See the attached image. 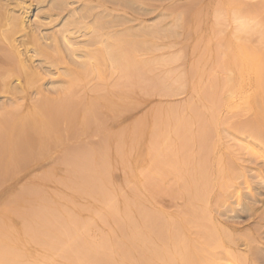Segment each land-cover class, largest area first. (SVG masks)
Here are the masks:
<instances>
[{
	"label": "bare ground",
	"instance_id": "1",
	"mask_svg": "<svg viewBox=\"0 0 264 264\" xmlns=\"http://www.w3.org/2000/svg\"><path fill=\"white\" fill-rule=\"evenodd\" d=\"M4 1L0 51L7 70H0V93L8 102L0 107V191L14 175L38 162L40 153L46 156L63 140L97 125L98 115L111 112L117 117L128 110L127 94L145 83L146 73L161 61L155 53L161 39L180 31L177 25L184 20L176 15L149 28L134 17L133 24L125 9L152 10L139 0H96V5L94 0H47L50 9L64 11L59 21L46 10L45 0H37L35 13L30 0ZM113 9L122 11L112 14ZM164 14L155 17L167 18ZM115 16L131 20L132 25L116 21ZM200 20L203 26L204 19ZM213 20L212 40L209 34L210 42L203 33L199 36L211 48L221 34L236 41L257 32L264 42V23L245 16L232 0L223 1ZM195 40L194 45L199 38ZM226 42L213 53L202 42L215 56L206 57V50L205 55L199 53L205 58L198 62L208 67L201 71L197 66L188 73L192 79L199 76L193 83L185 71L184 76L169 71L183 76H174L173 82L160 77L157 89L166 94L180 92L181 86L186 89L190 80L191 96L184 105L161 107L162 111L133 121L121 129L111 152L113 138L108 135L96 148L65 155L56 174L43 172L30 186L33 190L25 189L30 193L17 195L19 206L11 211V220L1 221L0 214V264H243L245 255L238 249L228 251L227 238L212 233L210 225L216 228L213 210L229 215L235 205L244 206L245 196L254 195L253 178L261 177L264 50H245L231 39ZM99 84L106 93L90 99L73 91L96 90ZM46 86L55 89L54 96L45 92ZM234 112L249 113L248 123L236 126L231 119ZM119 167L123 176L117 184L113 171ZM143 188L153 200L158 193L179 198L184 208L164 212L168 217L161 219L157 207L148 205L149 198L143 199ZM229 238L234 244L232 235Z\"/></svg>",
	"mask_w": 264,
	"mask_h": 264
},
{
	"label": "rangeland",
	"instance_id": "2",
	"mask_svg": "<svg viewBox=\"0 0 264 264\" xmlns=\"http://www.w3.org/2000/svg\"><path fill=\"white\" fill-rule=\"evenodd\" d=\"M2 1L5 2L4 0H2ZM30 1L32 2L33 6H34L32 9H34L37 0H30ZM69 1H76V0H69ZM95 1L96 0H94L93 3L96 5ZM139 1H141V3H143L147 6L151 5L152 10L148 9L146 11L143 10L141 12V10H142L141 8H137V10L135 8L136 11H132V10H134V8L133 9H131V8L125 9V15L128 16L129 18H131V20H133L132 18H134V17H136V18L138 17L145 24H148V25L150 24L149 28H151L152 25L159 23V22H164V21H166V19L169 22V21H171V19L176 17V15H178V17H180V16L184 17L182 24L186 23V25H187L185 28L184 24L183 25L178 24L177 27L179 28L180 31L174 30V32L177 31V33H174V35H171V37L165 36L161 39V45L162 46L160 45L161 48L159 46V48L156 50L157 52H155L156 53V59L158 61H160V60L161 61L154 65V68H153L154 72L150 71L149 73H146L149 75V76L147 75L148 76L147 78H149V79L151 78L150 82H152V83L149 82V79L146 80V78H145L144 82L147 83V85L145 83H142L141 84V85H143L142 87L140 84H139L140 86H138V85L134 86V88L132 89L133 92H131V93L129 92L127 94V98L125 100L126 103L130 102V104H129V105H131L129 107L130 109L128 108V110L124 111V113H121L120 116L118 115L117 117H115L114 114H112L111 112L107 113V114L98 115L97 125L87 127L85 132H79L80 134L83 133L82 135L79 134L80 136L77 135V136H74L72 138H69V139L67 138V139L63 140L62 144L59 145V147L56 151L46 153L47 154L46 156L43 153H40L38 156V159H37V160H39L38 162L29 164L28 167L24 171L18 173L17 175H14L12 177V180H11V183L9 184V186H7L6 188H3L4 190L2 189L0 191L1 221L7 223L11 220V217H10L11 211L14 209L15 206H17V207L19 206L20 200L16 199V196L21 195V194L30 193V191H26L25 189L28 188L27 190H29V189L33 190V188L31 189L30 186L34 182L37 181L39 175L41 176V174L43 172L44 173L46 172L47 174H50V175H54L58 172L57 167L59 166L61 160L64 158L65 155H67V154L76 155L79 151L86 150V148H88L89 146L96 148L98 146V144L102 141V139L108 135L112 136V138H113L112 144L110 147V152H111V151H113L112 147H114V144H117L119 141L118 136H119V132L121 131V129L129 128L130 125L133 123V121L137 122L139 119H141L143 117H147V114L149 117V115H151V113H153V112L156 113L158 111L157 109H159L161 107L163 109H166V107L169 108V107H173V106L175 107V106H179V105H184L185 104L184 102H187L186 99H188L191 96V91H190V89L192 88L191 84L193 83V81H196L199 77V76L195 75V76H193L194 77L193 79L189 78L191 75L190 73L197 66H198V68L200 67L199 69L201 71L207 69V67H208V66H206L207 63L205 64L206 68H205V66H203V61H202V63H200L201 62L200 60L204 59L205 57L202 56L203 57L202 58L199 53L203 52V55H205L206 52H204V51L206 50L207 51L206 57H209V56L213 57V56H215L214 55L215 53L212 54V56H211V54H210L211 51L213 53L215 48L220 49L221 46H223L224 44L227 43L226 41L228 39H231V41L237 43L242 49H245V50H255V49L260 50V51L264 50V42L259 40V33H257V32L247 33L243 36V38L236 40V41H234V39L231 35L228 36L227 34L226 35L221 34L218 36L217 42L213 40L214 45L212 46V48L210 46L212 44H210V45L207 44V41H209L207 39V36L209 34L208 38L210 37L211 29L213 28V27H211V25L214 26V24H212V23H214L213 13L216 11V9L218 7H220V5L223 3L224 0H171V1L170 0H148V1L147 0H139ZM232 1L237 3L239 10L245 16L251 17V18H253V19H255L261 23L262 22L264 23V0H232ZM0 2H1V0H0ZM43 3H44L43 5L45 6L46 10H49L51 13L56 15V17L54 16V17H52V19L56 18V20L59 21L61 19V17L64 15V11L61 12V10H59V9H52V8L50 9V7H48L49 5H47V0H45ZM190 3L191 4L195 3V4L191 5ZM188 6H189V8H188ZM117 7L120 8L119 6H116L115 9ZM45 8L43 11H45ZM115 9H113V12H111L112 14H114L116 12L120 13L122 11V10L114 11ZM138 9H140V10H138ZM206 9H207V11H206ZM34 11H35V9L33 10V13L36 12V11L35 12ZM203 11H204V14L202 15V17H204V18L201 17V14L203 13ZM140 12L142 13L141 16L139 14ZM164 12L166 13L167 18H165V16L162 17ZM169 12H172L173 16H172V13L169 14ZM193 13L195 16L193 15ZM205 13H207V14L205 15ZM156 14H162V16L155 17ZM198 15H200V17H198ZM119 17H121V18H117L115 16L114 19L116 21L121 20L124 23H129V24L132 23V22H130L131 20L125 21V20H127V19H125V17H122V16H119ZM136 18H134L133 24L136 23V20H137ZM162 19L163 20L165 19V20L163 21ZM200 19H204L203 20L204 21L203 26L201 24L202 20H200ZM43 21H44V23H47L48 19H44ZM196 21L198 23H196ZM195 23H196L197 27L201 26L200 28L199 27L198 28H199V30L202 29V32H201V30L199 32V30L197 28H196L197 29L196 31L193 30L196 26ZM173 27H172V29H174ZM175 27H176V25H175ZM175 29H177V28H175ZM190 29H191V31H189ZM207 29H208V31H206ZM203 30H205V32ZM178 32H179V34H178ZM180 32H181L182 36H179ZM185 32H186V35H185ZM187 32L189 33L188 35H187ZM194 32L195 33L197 32V34H199V35H197L199 38V42L197 41L198 38L197 39H196V37L194 38V36H195ZM206 32H208V33H206ZM190 33H191V38L189 40L188 38L190 36ZM202 33L205 36V37L203 36L202 38H204V40L207 39V41L205 43H204V40L200 39L201 37H199L202 35ZM223 33H225V32H223ZM205 34H207V35H205ZM175 35H176V37L178 35L180 39H178V37L174 38ZM169 38H170V40H168ZM209 39H210V41L212 40L211 38H209ZM182 40H184L183 41L184 43L182 42ZM194 40H195V42L197 41V43H198V45H197V43L195 44L196 47L193 43ZM200 40H202L204 45L207 44V47L210 46V48H209V50L211 49L210 52L208 51L207 47L206 48L204 47V45L202 44V42ZM165 42H167V43H165ZM171 42H174V43H171ZM215 43H216V45H215ZM0 44H1V42H0ZM192 44L194 45V48L196 50L195 49L191 50V48L193 47ZM187 47H189V48L187 49ZM197 48H198V50H197ZM215 52H217V50H215ZM159 56H161L162 58H160ZM177 56H178V58L176 59L175 57H177ZM197 56H198V58H197ZM4 59H5L4 54L0 51V70H3V71L7 70V66L4 63ZM197 59H200L199 62ZM197 62L199 63V65L197 64ZM157 65H158V67H157ZM201 66H203L202 69H201ZM190 67H191V69H190ZM215 69L217 71L220 70V68L218 66L215 67ZM172 70L176 74L180 73V75L182 74V72L184 73V71H185V73L187 72L186 75H185V73H184V75L188 79H191L192 83L190 82L191 83L190 84L189 83L190 80H188L187 81L188 87L185 84L186 89L184 86H181L180 88L183 89L184 91L181 90L180 92L173 93V94H166L163 92L164 93V95H163L162 90L157 89L158 85H159L158 83H160L163 78H164L163 81H169V78H170V82H173V78L176 77L178 79V78H182L184 76L183 74H182L183 75L182 77H180V75L177 76L174 72L169 73V71H172ZM158 73H159V75H158ZM172 74H174V75H173L172 81H171V77H169V76H171ZM153 75L156 76V81L154 80L155 78L152 77ZM160 77H162V79ZM158 78H160V80ZM202 78L204 79V76H202ZM152 80H154L156 83H154V81H152ZM153 83H154V85H153ZM172 84L175 85L176 83H172ZM100 85L101 84L96 86V90L85 88L83 93H81V89L79 87L74 88L73 91L76 95L83 94L85 99H90V98H93L95 96V94L106 93V91L101 88V86H103V85H101V86ZM149 87H152V90L155 89L154 91H157V90L158 91L157 92H151L150 91L151 88H149ZM144 88H147V89H144ZM45 90H46L45 92L47 94L53 95V96L55 95L54 94L55 93L54 88H52L50 86H46ZM141 90H143L146 94ZM95 91H96V93H94ZM50 92H52V93H50ZM150 92H151V94H149ZM132 95H133V97H132ZM3 96L4 95H2V93H0V107L2 106V104L4 102H6V103L8 102V100H6V98ZM31 96H33V95H31ZM115 109L121 110L120 107H116ZM163 109H159V110L162 111ZM160 111H158V112H160ZM146 119H148V118H146ZM231 119H232V122H234L236 124V126L237 125H240V126L243 125L244 126L245 124L248 123V121L250 119V114L246 113V112L245 113L234 112V113H232ZM61 126H64V125L62 124ZM64 128L68 129L67 126H64ZM247 162H249V161H247ZM258 164H259L258 167L260 170V176L261 177L255 178L257 181H255V179L253 178L252 183H251V192H252V194H254L253 195L254 197L253 196L250 197L249 195L245 196V200H244L245 205L244 206L235 205L236 206L235 211H229V212H232V213H229V215H231V216L226 215V213H224V212L220 213V212H217L216 210H213L212 213L214 215V218L216 217V219H215L216 228L215 227L212 228L213 227L212 224L210 225V229H212V230L214 229V231L211 230L212 233L217 235L218 233L216 234L215 232L218 231L219 232L218 235H220L221 237H223L222 235H224L227 238V240H226L225 237H223L226 241L229 242V243L227 242L228 251L235 253V252H237L235 250L238 249V253L241 254L242 257H243V255L246 256V254H247L246 257L245 256L243 257L244 260L246 258V260L243 261V264H264V163L261 162V164H260V162H259ZM119 168L114 169L115 171H113L114 180L117 184L121 183V181H122L121 179L123 176V171H122L121 167H119ZM213 168L215 169V166H213ZM59 172H61V171H59ZM248 174H250V172H248ZM254 191H255V193H254ZM140 192L142 193L141 195L143 196V199L145 201H147V198H149L148 199L149 202L151 201L150 203L148 202L149 206L154 205L155 209L157 207L156 211H157V213L160 211L161 214H159V213L158 214L160 215L161 219H163V218L167 219L166 217H168V216H166V214L168 215V214L172 213L173 210H178V209L184 208L183 207L184 206L183 201L181 199L174 198L169 194H166V193L156 194L157 196L154 198V200H155V202H154V200L152 198L153 195L149 194L151 192H148V190H145L144 188L142 190H140ZM256 195H257V197H256ZM248 196H249V200L247 198ZM255 197H256V199H255ZM144 200H143V202H144L145 207H149L146 204L147 202H145ZM153 203H156V204H153ZM249 206H251V207H249ZM158 208H159V210H158ZM164 212L165 213L167 212V213L165 214ZM162 214L163 215L165 214V215L163 216ZM217 223H218V227H217ZM101 227H102V225L100 223V228ZM221 228H222V231L219 230ZM101 229H104V228L102 227ZM221 232H222V234H221ZM231 235L237 243L234 241V244H233V241H230V238L228 239V237L229 236L231 237ZM241 237L243 239L245 238V241H247V242H244V240L241 239ZM236 238L239 241H237ZM246 243L248 244L247 247L245 246ZM221 250H222L221 248L215 249V251L217 253H220V252L222 253ZM251 260L253 263L251 262Z\"/></svg>",
	"mask_w": 264,
	"mask_h": 264
}]
</instances>
